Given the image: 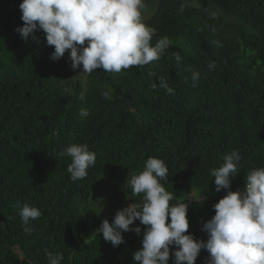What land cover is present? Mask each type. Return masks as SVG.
<instances>
[{
	"label": "trees",
	"instance_id": "16d2710c",
	"mask_svg": "<svg viewBox=\"0 0 264 264\" xmlns=\"http://www.w3.org/2000/svg\"><path fill=\"white\" fill-rule=\"evenodd\" d=\"M144 1L155 4L143 21L156 30L151 43L170 40L160 59L79 79L67 72L68 51L50 59L54 46L43 32L37 44L14 30L24 23L22 0H0V264H48V253H62L61 264H133L146 226L135 221L141 234L123 233L118 247L95 230L143 204L127 180L149 157L165 162L168 179L160 182L174 195L170 205L189 204L188 232L206 241L202 224L226 195L209 170L237 150V191L250 170L264 167V0ZM71 144L96 154L82 180L70 179L71 160L59 155ZM25 203L42 212L30 233L19 216ZM208 257L201 250L195 264Z\"/></svg>",
	"mask_w": 264,
	"mask_h": 264
},
{
	"label": "clouds",
	"instance_id": "9594fccd",
	"mask_svg": "<svg viewBox=\"0 0 264 264\" xmlns=\"http://www.w3.org/2000/svg\"><path fill=\"white\" fill-rule=\"evenodd\" d=\"M143 0H22L19 5L23 26L14 30L27 42L40 43L37 32H43L48 46H54L50 59L58 61L66 51L73 69L82 66L91 74L96 69L120 73L132 66H146L160 59L170 45L167 36L151 43L155 29L142 22ZM179 62L180 56L176 55ZM214 63L208 67L214 68ZM199 72H192L195 85ZM153 89L157 83L151 84ZM159 87L169 94L174 89L161 80ZM105 98H110L104 92ZM82 108L79 115L89 116ZM69 157L67 167L72 181L82 180L95 165L96 154L87 144H71L59 153ZM221 166L209 170L215 191L226 195L213 205L215 214L202 224L208 239H196L188 232L189 204L170 205L172 192L161 180L168 179L165 162L149 157L143 170L127 180L133 195L143 194V204L135 203L118 210L111 223L105 218L97 234L113 247L125 243L123 233L141 234V227H131L135 221L146 226L142 247L132 254L133 264H169L170 247L173 264H195L201 250L209 254L206 264H264V167L254 168L245 177L242 190L232 191L231 181L241 168L242 157L237 150L225 154ZM42 212L25 203L19 209L24 231L30 233L31 221ZM48 264H61L63 254L48 253Z\"/></svg>",
	"mask_w": 264,
	"mask_h": 264
},
{
	"label": "rangeland",
	"instance_id": "374dc122",
	"mask_svg": "<svg viewBox=\"0 0 264 264\" xmlns=\"http://www.w3.org/2000/svg\"><path fill=\"white\" fill-rule=\"evenodd\" d=\"M154 10H155L154 3H147L143 0V7L140 9L142 22L148 19L153 14ZM67 72L72 73L74 77H77L79 79L83 78L84 76L82 67L77 68V69H73L72 67H70V69H68Z\"/></svg>",
	"mask_w": 264,
	"mask_h": 264
}]
</instances>
